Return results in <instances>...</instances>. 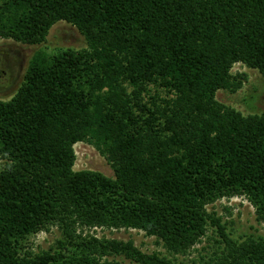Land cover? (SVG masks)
Listing matches in <instances>:
<instances>
[{"label":"trees","instance_id":"1","mask_svg":"<svg viewBox=\"0 0 264 264\" xmlns=\"http://www.w3.org/2000/svg\"><path fill=\"white\" fill-rule=\"evenodd\" d=\"M59 22L86 47L36 51L0 100V264H264L263 238H231L208 210L243 197L264 224V113L216 100L241 88L235 64L264 75V0H0L1 39L40 45ZM77 143L114 176L75 171ZM210 227L208 259L174 257ZM95 229L142 231L170 257Z\"/></svg>","mask_w":264,"mask_h":264},{"label":"rangeland","instance_id":"2","mask_svg":"<svg viewBox=\"0 0 264 264\" xmlns=\"http://www.w3.org/2000/svg\"><path fill=\"white\" fill-rule=\"evenodd\" d=\"M86 47L84 38L73 27L59 22L49 31L46 41L40 45H23L12 40L0 38V100L8 101L16 93L23 81L29 62L38 50H44L48 55H54L64 49L80 50ZM232 75L242 74L245 80L235 93L226 90L216 92V100L231 107L243 115L264 113V75L257 70L249 69L241 64H235L231 69ZM76 155L73 169L75 171L89 170L100 172L107 177H113V171L108 162L98 151L86 143L74 145ZM222 220L226 232L233 239H243L246 236L264 239V224L257 220L254 208L243 197L221 199L208 207ZM97 237L133 241L134 245L145 253H158L170 257L162 242L155 237H148L138 230H105L95 229ZM60 232L52 228L31 238L30 242L35 251L46 250L59 239ZM220 240L215 228H209L207 237L195 246L188 256H174L178 260L199 261L208 259L215 251ZM112 258V257H111ZM173 258V257H172ZM118 262L128 264L124 257H113Z\"/></svg>","mask_w":264,"mask_h":264}]
</instances>
